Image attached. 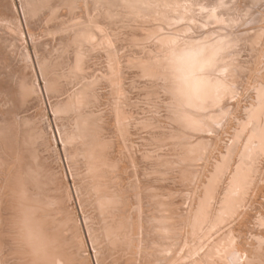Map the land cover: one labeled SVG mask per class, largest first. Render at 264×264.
Returning a JSON list of instances; mask_svg holds the SVG:
<instances>
[{
    "label": "rangeland",
    "instance_id": "rangeland-1",
    "mask_svg": "<svg viewBox=\"0 0 264 264\" xmlns=\"http://www.w3.org/2000/svg\"><path fill=\"white\" fill-rule=\"evenodd\" d=\"M42 2L0 0V93L3 94H0V107L4 113V107L14 103L10 91L15 83L19 85L18 78L23 77L24 82L29 79L26 84L29 83L30 94L35 98L33 101V97L28 99V96L25 104L22 101L24 106L28 101L31 103L25 108L20 105L21 101H15L23 108L21 111L11 103L18 110L15 114V108H11L16 120L10 115L11 111L8 112L9 107L5 116L13 123L8 119L7 122L2 112L0 114L4 123H9V127L8 124L5 127L11 128L9 132L4 129V123L3 126L0 124L5 135L6 131L7 136L11 134L5 136L11 151L4 147V141L1 144L3 139L0 140V178H3L0 179V264H27L25 259L29 264L28 258L32 260L34 256L36 259L32 264L37 260V241L28 236L26 229L19 231L18 220L13 225L17 207L13 194L16 184L15 173L9 172L14 170L18 143L25 141L18 142L24 129L18 131L17 124L23 117L25 119L21 121L27 123L25 129L30 130L27 126H31L28 124L31 119H34L32 124L40 122L42 128L39 129L44 137L40 136L39 140L46 143L43 142L44 149L41 142L38 143L41 147L32 142L35 145L34 148L30 146L34 149L35 157L31 155L32 158L47 155L45 152L49 151L47 161H42L44 166L40 176H45L39 181L41 191L37 193L59 196L63 208H58L61 211L55 217L53 210L44 213L48 214L47 221L49 215L56 221L59 219L58 222L50 219L55 224L49 227L55 232L52 240L60 242L62 239L64 243L63 250L59 246L63 255L50 257L48 264L54 261V264L56 261V264H259L262 261L263 264L264 0ZM185 75L195 80L192 78L191 82ZM258 85H263L260 93L257 92ZM18 91L14 89L15 94H19ZM190 101L195 105L198 103L197 106ZM52 108L59 111L54 113ZM70 109L79 112L71 110L72 113ZM248 111L252 112L251 117H248ZM91 117H95L92 122ZM99 119L104 121L101 123ZM75 122L79 126H75ZM93 122L99 124L101 131L104 129L99 133V139L109 144L107 149H98L90 136L83 138L86 128ZM73 125L79 127L78 130ZM70 128L79 140L69 139L74 134ZM3 133L0 135L4 138ZM81 139L87 140L86 143L81 144ZM87 143L89 151L85 148ZM103 149L109 150L108 156L105 151V156L102 155ZM107 163L112 171L104 168ZM114 164L116 167L113 168ZM5 171L12 178L9 177L10 181L6 179ZM142 182L143 187L139 190ZM10 190H14L13 193ZM112 194L118 204L107 209L104 199ZM137 195L141 196L140 200ZM10 196H13L12 200ZM58 215L62 222L60 218L56 219ZM141 215L145 217L141 218ZM63 219L70 223L71 227L65 226L70 227V231L61 228V223L65 225ZM110 221L115 223L112 232L106 229V223L112 224ZM21 236L23 238H19ZM25 238L29 241H24ZM26 247L29 249L22 251ZM21 251L28 254L25 256ZM61 257L62 262L58 261ZM44 258L37 260L38 263L47 264L42 261Z\"/></svg>",
    "mask_w": 264,
    "mask_h": 264
},
{
    "label": "bare ground",
    "instance_id": "bare-ground-1",
    "mask_svg": "<svg viewBox=\"0 0 264 264\" xmlns=\"http://www.w3.org/2000/svg\"><path fill=\"white\" fill-rule=\"evenodd\" d=\"M44 1H46V3L48 2V0H43V2L42 3H45ZM49 1H51V0H49ZM52 3V2H51ZM49 4V3H48ZM47 4V6H50V5H48ZM43 6V5H42ZM41 6V7H42ZM45 6H46V4H45ZM44 7V6H43ZM35 8V7H34ZM34 8H33V10H34ZM37 8V7H36ZM35 12H37L36 10H34ZM33 11V12H34ZM36 14V13H35ZM1 49V48H0ZM3 52V51H2ZM6 52V51H5ZM249 56V55H248ZM264 57V56H263ZM10 58V57H9ZM252 61V60H251ZM41 64H43V63H41ZM255 67V66H254ZM3 71V70H2ZM14 72V71H13ZM19 73V72H18ZM15 74V73H14ZM190 74H192V73H190ZM190 74H188V75H190ZM207 76H208V74L207 73H205ZM16 75V74H15ZM19 76V75H18ZM21 76V75H20ZM205 76V75H204ZM17 77V76H16ZM22 77V76H21ZM185 77H186V79L189 77V78H191V82H192V80L194 79V77H191V76H186L185 75ZM206 77V76H205ZM209 77V76H208ZM213 77V76H212ZM15 78V77H14ZM193 78V79H192ZM3 79V78H2ZM22 80V81H19V80ZM17 80H18V82L17 83H19V85H17L16 83H15V86L13 87L15 90L16 89H18L19 91V94H15L14 93V89H13V91L11 90L10 91V94L12 95V97H11V95L10 96H8L9 98H8V100L10 101L11 99H10V97L11 98H13L11 101H14V103H15V101H17V102H19L20 103V101H21V103H20V105L24 102V104H25V102L27 101V100H25V99H27V97H28V99L30 98L31 99V97H33L30 93V87L29 86H27V85H29V83L28 84H26L28 81H29V79L28 78H25V80H27L28 79V81L27 82H24L23 80H24V78L22 77V79H20V78H18ZM12 80V79H11ZM195 80V79H194ZM189 81V79H188V81L187 82H190ZM13 82H15V81H13ZM12 86V85H11ZM17 86H18V88H17ZM263 86V85H262ZM262 86H260V85H258L257 86V92L259 91V93L261 92V90L263 89L262 88ZM6 89V88H5ZM8 89H9V87H8ZM26 92V93H25ZM14 93V94H13ZM0 94H2V93H0ZM6 94V93H5ZM31 96H30V95ZM263 94V93H262ZM3 95V94H2ZM9 95V94H8ZM14 95V96H13ZM16 95V96H15ZM27 95V96H26ZM35 95V94H34ZM1 96V95H0ZM20 96V97H19ZM6 97V96H5ZM16 97H17V99H16ZM3 98H4V96H3ZM7 98V97H6ZM19 98H22V100H20ZM34 97H33V101H34ZM262 99V98H261ZM7 101V100H6ZM8 101V102H9ZM23 101V102H22ZM32 101V102H33ZM263 101V100H262ZM29 102V101H28ZM27 102V103H28ZM191 102V101H190ZM189 102V103H190ZM254 102V101H253ZM252 102V103H253ZM7 103V102H6ZM11 103L12 102H10V104L8 103L7 105V107H4V110H5V108H6V110L7 109H9V113H10V111H11V113H12V109L13 108H15V111H13V113L14 112H16L15 114H17V112H18V110H16V107H14V106H16L17 105V109H20V108H22V107H20L19 108V103H12L14 106H12L11 105ZM27 103H26V105H27ZM39 103V102H38ZM258 103V102H257ZM24 104H22L23 105V107L25 108L26 107V105L24 106ZM28 104H31V103H28ZM162 104V103H161ZM191 104H194V103H192L191 102ZM190 104V105H191ZM197 104L198 103H196V105L195 106H197ZM262 104V103H261ZM11 105V106H10ZM32 105H33V103H32ZM35 105V104H34ZM63 104H61V106H62ZM28 106V105H27ZM38 106V105H37ZM57 106V105H56ZM55 106V107H56ZM192 106V105H191ZM258 106V105H257ZM9 107V108H8ZM64 107H67L68 108V106H65L64 105ZM63 107V109H66V108H64ZM1 108V107H0ZM12 108V109H11ZM33 108V107H32ZM36 107L34 106V109H35ZM58 108V107H57ZM60 108V107H59ZM257 108V107H256ZM23 109V108H22ZM22 109H20V111L22 110ZM29 109H30V107H29ZM254 109V108H253ZM259 109V108H258ZM264 109V108H263ZM263 109H259V110H263ZM1 111H0V114H1V112H2V114H4L3 115V117H5L4 119L5 120H7L8 119V117H6L5 116V113L6 114H8V112L6 111H4V113H3V111H2V108L0 109ZM28 110V109H27ZM40 110V109H39ZM39 110H38V112H39ZM67 110H69V109H67ZM71 110H73V109H70V111ZM164 110V109H163ZM29 111V110H28ZM52 111L55 113V111H59V110H57L56 108H52ZM65 111V110H64ZM34 112H36L35 110H34ZM66 112H68V114H69V111H66ZM72 112V111H71ZM70 112V113H71ZM73 112H75L74 110H73ZM72 112V113H73ZM79 111H77V112H75V113H78ZM162 112V111H161ZM261 112V111H260ZM10 114L11 116L13 115V118H15L16 117V115H14V114ZM24 113H27L26 111L24 112ZM60 114H62L63 113V110H62V113H61V111L59 112ZM81 113H83L82 111H81ZM163 113V112H162ZM252 112L250 111H248V117H251L252 116V114H251ZM1 114V115H2ZM40 114V113H39ZM84 114V113H83ZM87 114V113H86ZM92 114V113H91ZM95 114V113H94ZM93 114V115H94ZM160 115H161V113H159ZM254 114V113H253ZM258 114H260V113H258ZM0 115V116H1ZM21 115V114H20ZM23 116H24V114H22ZM28 115V114H27ZM36 115V114H35ZM64 115V114H63ZM70 115V114H69ZM79 115H80V118H81V114L79 113ZM79 115H77V117L79 116ZM165 115V114H164ZM189 115V114H188ZM257 115V114H256ZM9 116V115H8ZM72 116V115H71ZM75 116V115H74ZM73 116V117H74ZM84 116V115H83ZM159 115L157 114V117H158ZM166 116V115H165ZM3 117L1 116L0 117V119L2 118L3 119ZM18 117H19V115H18ZM27 117V116H26ZM35 117V116H34ZM62 117V116H61ZM72 117V118H73ZM93 117V116H92ZM90 118V120L92 119V120H95V117H94V119L93 118ZM161 117V116H160ZM167 117H169V116H167ZM258 117H260V116H258ZM24 119H25V117H23ZM23 118L21 119L22 121H24L23 120ZM29 118V117H28ZM36 118V117H35ZM39 118V117H38ZM41 118V117H40ZM146 118V117H145ZM148 118V117H147ZM163 118V117H162ZM1 119V120H2ZM10 119V118H9ZM8 119V120H9ZM29 119H31V118H29ZM75 119H76V116H75ZM78 119V118H77ZM242 119V118H241ZM4 120V121H5ZM8 120H7V122H8ZM14 120H16V118L14 119ZM13 120V121H14ZM17 121L18 122V124H17V130L18 131H21V129H24L25 131L26 130H28V131H32V134H30V132L29 133H25V131L24 130H22L21 131V135L19 136L20 138L22 137V135H23V137H24V139H23V137L21 138V139H17L18 140V142L19 141H24V142H22L21 144L20 143H18V145H20V146H18V148H19V150H16L17 152L14 154L15 155V158H14V161H15V163H14V170H13V168H12V170H13V172H9V174L11 173V174H13V173H15V175H14V179H15V184H16V189H15V191L14 190H12V192H11V190L9 191V192H11V193H13V191H14V198H15V203L17 202V204H16V210H14V218L16 219L15 220V222L13 223V225L17 222V220L19 221V222H17V223H20L19 225H20V229H19V231L20 232H23V230H24V232L26 231L27 233H28V236L30 235L31 236V239H33V241H34V239H35V241H37L36 243H37V247H35V248H37V260H39V261H41V259H43L45 256H47V257H45L44 258V260H42L43 262H47V264L49 263L48 262V260H49V258L50 257H53V258H56L57 256L59 257V256H61V255H63V244H62V242L61 241H63L62 239H61V244H60V242H58V244H57V242H54V240H52V238H53V234L55 233L54 231H53V229L51 228V227H49L50 226V224H51V226L53 225V224H55V223H53L52 224V222H51V220L50 219H52L53 220V222L54 221H56V220H54V218L53 217H51L50 215H49V220H50V223H48V221H47V219H46V217L48 216V214L47 215H44V213L46 214L47 213V211L48 210H53L54 212H56V213H54V217H55V214H58L59 213V211H61L60 209H62L63 210V208H61V206H60V200H59V196H58V198H56V197H49L48 195H45V194H43L42 196L41 195H39V193H37L38 191H41V190H39V188H41V186H40V180H41V178L42 177H44L45 175H43V176H40V175H42L41 174V169H42V171H43V166H44V162H42V161H44V159L47 161V155H48V152L49 151H46L45 153H47V155L46 154H43V156L44 157H46V158H44L41 154V150L42 149H40L39 151H41L40 153L41 154H38V155H41L42 157H39V156H37V157H39V158H37L36 157V159H33L32 158V156H33V154H34V152H32V151H34V149H30V146H32L33 148H34V146L32 145V142H37V144L39 143L40 144V142H41V144L43 145H41L42 147H44V149H45V145L44 144H46L43 140L42 141H40L39 139H41V137L40 136H42L41 135V131L40 130H42V129H39L41 126L39 125L40 124V122H39V124H37V123H33L32 124V120H33V122H34V119H31L30 121H29V123L28 124H30L31 126H27V127H30V130L29 129H25V124L27 125V123H25L24 124V122H22V121ZM43 120V119H42ZM74 120V119H73ZM92 120H91V122H92ZM97 120V119H96ZM100 120V119H99ZM165 120H167V119H165ZM3 121V120H2ZM4 121L1 123L0 122V124L3 126V123H4ZM10 121V120H9ZM37 122H38V120H36ZM35 121V122H36ZM101 121V120H100ZM104 121V120H103ZM103 121H101V123L103 122ZM6 122V121H5ZM11 122V121H10ZM15 122V121H14ZM16 122V123H17ZM78 123H80V121H79V119H78V121H77ZM108 122V121H107ZM112 122V121H111ZM141 122V121H140ZM140 122H138V123H140ZM147 122V121H146ZM11 123H13V122H11ZM43 123V122H42ZM74 123V122H73ZM247 123V122H246ZM7 124H8V127H9V123H4V129L6 130V129H8L7 131H9V129H11V128H7V127H5V125L7 126ZM37 125L36 127H35V129H34V126L35 125ZM75 124H76V122H75ZM81 124V123H80ZM83 124V123H82ZM110 125V128L112 127V124L111 123H109ZM262 124V123H261ZM32 125H34V126H32ZM43 125V124H42ZM45 125V124H44ZM43 125V126H44ZM78 124H76L75 126H77ZM108 125V124H107ZM1 126V127H2ZM12 126V125H11ZM14 126H16V124L14 125ZM13 126V127H14ZM39 126V127H38ZM74 126V125H73ZM75 126H74V128H75ZM79 126V125H78ZM87 126H88V124H87ZM101 126V125H100ZM109 126H107V127H105L106 129H108L109 128ZM118 126V125H117ZM121 126V125H120ZM263 126V125H262ZM0 127V128H1ZM22 127H24V128H22ZM32 127V128H31ZM70 127H72V125L70 126ZM102 127H103V125H102ZM3 128V127H2ZM42 128V127H41ZM78 128L79 127H77V128H75V130L77 129L78 130ZM113 128V127H112ZM118 128V127H117ZM168 128V127H167ZM2 130L3 132L5 131V130ZM20 129V130H19ZM63 129V130H62ZM61 130L62 131H64V128H62ZM103 129V128H102ZM15 130V129H14ZM17 130H15V132H17ZM70 130H71V128H70ZM69 130V131H70ZM72 130H73V127H72ZM71 130V131H72ZM82 130V129H81ZM104 130V129H103ZM102 130V131H103ZM1 131V130H0ZM0 132V134L1 133H3V132ZM6 131V135H5V133H3L4 134V138H3V136L2 135H0V136H2V137H0L1 139L0 140H2V142H1V144H3V141H4V143L6 142V140L7 139H5L6 137L5 136H7V132ZM13 131V130H12ZM11 131V132H12ZM59 131V130H58ZM70 131V132H71ZM80 131V130H79ZM78 131V132H79ZM101 127H99V124H97V122H93V123H91V124H89V127H87L86 128V130H85V135H83V138H85V139H87V136H90L91 137V140L92 139H94V142H93V144L95 143V145L96 146H99V148L98 149H100L101 150V147L102 148H106L107 149V147H109V144H107V143H105V142H102L103 140H102V138H101V140L99 139L100 137H99V133L101 134ZM106 131V130H105ZM108 131V130H107ZM167 131V130H166ZM10 132V131H9ZM66 132V131H65ZM73 133H74V131H72ZM77 132V131H76ZM77 132V133H78ZM110 132V131H109ZM112 132H113V129H112ZM112 132H110V134L112 133ZM117 132V131H116ZM173 132V131H172ZM114 133V132H113ZM10 134V133H9ZM13 134L15 135V133L13 132ZM43 134V133H42ZM64 134V133H63ZM67 134V133H66ZM68 134H69V132H68ZM71 134V133H70ZM76 133H74L73 134V136L72 137H70V135H69V139H73V138H75V139H80V138H76V137H78V136H74ZM79 134H80V132H79ZM108 134V133H107ZM125 134V133H124ZM132 134V133H131ZM18 132H17V134H16V137L17 138H19L18 137ZM81 135V134H80ZM79 135V136H80ZM105 135V134H104ZM109 135V134H108ZM113 135V134H112ZM10 136H11V134H10ZM10 136H7V137H10ZM84 136H86V137H84ZM111 136V135H110ZM109 136V137H110ZM134 136V135H133ZM185 136V135H184ZM196 136V135H195ZM42 137H44V136H42ZM61 137V136H60ZM66 137V136H65ZM112 137V136H111ZM116 137H118V135L116 136ZM12 138V137H11ZM14 139H15V137H13ZM46 138V137H45ZM68 138V137H67ZM67 138H65L66 140H67ZM82 138V137H81ZM89 138V137H88ZM105 139L107 138L106 136L104 137ZM119 138V137H118ZM9 139V138H8ZM44 139V138H43ZM47 139V138H46ZM45 139V140H46ZM64 138H63V140H65ZM83 140V139H81L80 141H83V143L81 142V144H84V143H86L85 141H87V140ZM111 138H109V139H107V140H110ZM113 139V138H112ZM114 139H117V138H114ZM113 139V140H114ZM120 140H122L121 138H119ZM174 139V138H173ZM65 140V141H66ZM90 139H89V141L88 142H90L91 141ZM143 140V139H142ZM48 141V140H47ZM46 141V142H47ZM72 141V140H71ZM70 141V142H71ZM9 142V141H8ZM11 142V141H10ZM9 142V144H11ZM43 142H44V144H43ZM68 142V141H67ZM69 142V143H70ZM73 142V141H72ZM71 142V143H72ZM116 142V141H115ZM118 142V141H117ZM142 142V141H141ZM7 143V142H6ZM6 143H5V148H6V146H7V148L6 149H8L9 148V146L8 145H6ZM14 143V142H13ZM48 143V142H47ZM70 143V144H71ZM120 143V142H119ZM123 143V142H122ZM127 143V142H126ZM153 143V142H152ZM151 143V144H152ZM16 144V143H15ZM35 144V143H34ZM36 144V145H37ZM38 144V146H40ZM93 144H91L90 143V145H93ZM14 145V144H13ZM88 143H87V146L85 147V146H83V147H85L86 148V150H88L87 149V147H88ZM94 145V146H95ZM160 145V144H159ZM3 146V145H2ZM40 146V147H41ZM82 146V145H81ZM111 146H113L112 144H111ZM117 146V145H116ZM128 146V145H127ZM151 146V145H150ZM12 147V146H11ZM39 147V148H40ZM83 147H78V148H82L83 149ZM152 147V146H151ZM13 148H17V147H14L13 146ZM12 148V149H13ZM17 148V149H18ZM37 148V147H36ZM38 148V149H39ZM130 148V147H129ZM140 148V147H139ZM10 149V148H9ZM43 149V150H44ZM90 149V148H89ZM97 149V150H98ZM110 149H111V147H110ZM78 150V149H77ZM81 150V149H80ZM85 150V151H86ZM96 150V151H97ZM112 150V149H111ZM156 150V149H155ZM154 150V151H155ZM9 151H11V149L9 150ZM50 151H51V149H50ZM89 151V150H88ZM102 151V150H101ZM101 151H98V152H96V153H98V154H100V152ZM105 150L103 149V152H104ZM107 151H109V150H106L105 152L107 153V156H108V152ZM193 151V150H192ZM36 152V151H35ZM44 152V151H43ZM78 152H79V150H78ZM77 152V153H78ZM81 153H83V151H80ZM102 152V155L103 156H105L104 154H105V152L103 153ZM148 152H150V150L148 151ZM5 153H6V151H5ZM81 153H78V155L79 154H81ZM86 153H87V151H86ZM92 152H90V154H91ZM10 154V152L8 153V155ZM69 154V153H68ZM67 154V155H68ZM71 154V153H70ZM83 154H85V153H83ZM88 154V153H87ZM2 156L4 155V154H1ZM5 155H7V154H5ZM12 155V154H11ZM32 155V156H31ZM37 155V154H36ZM91 155H93V153L91 154ZM95 155V154H94ZM93 155V156H94ZM97 155V154H96ZM1 156V157H2ZM86 156V155H85ZM87 156H90L89 154L87 155ZM86 156V157H87ZM93 156H92V158H93ZM224 155H222V157H223ZM241 156V155H240ZM8 157H10V156H8ZM7 157V158H8ZM13 157V156H12ZM33 157H35V156H33ZM50 157H51V155H50ZM84 157V156H83ZM97 157V156H96ZM110 157V156H109ZM218 157V156H217ZM4 158V157H3ZM2 158V159H3ZM11 158V157H10ZM43 158V160H41V159ZM85 158V157H84ZM89 158V157H88ZM91 158V157H90ZM89 158V159H90ZM95 158V157H94ZM224 158H225V156H224ZM224 158H222V159H224ZM1 159V158H0ZM50 159V158H49ZM48 159V160H49ZM109 159V158H108ZM113 159V158H112ZM158 159V158H157ZM219 159V158H218ZM221 159V158H220ZM12 160V159H11ZM52 159H50V161H51ZM92 160H94V159H92ZM1 161V160H0ZM4 161V160H3ZM45 161V162H46ZM91 161V160H90ZM95 161V160H94ZM93 161V162H94ZM97 161H99L98 159H96V162ZM114 161V160H113ZM6 162V161H5ZM54 162V161H53ZM100 162V161H99ZM103 161H101V163H102ZM107 162V161H106ZM3 163V162H2ZM7 163V162H6ZM55 163V162H54ZM95 163V162H94ZM104 163V162H103ZM193 163V162H192ZM215 163H216V161H215ZM4 164V163H3ZM2 164V165H3ZM7 164H10L9 162L7 163ZM7 164H5V165H7ZM11 164H12V162H11ZM17 164V165H16ZM49 164V163H48ZM52 164V163H51ZM50 164V165H51ZM105 164V163H104ZM103 164V165H104ZM110 164H113L112 163V161H111V163ZM46 165H47V163H46ZM45 165V166H46ZM102 165V166H103ZM108 163H107V167H104V168H106L107 170L109 169L110 171H112L111 170V166L108 168ZM78 166V165H77ZM81 166H82V164H81ZM105 166V165H104ZM114 166H115V164L112 166L113 168H114ZM3 167V166H2ZM2 167H1V169H2ZM5 167V166H4ZM8 169H10L8 166H6ZM55 167H56V165H55ZM83 167H85V166H83ZM116 167V166H115ZM101 168V167H100ZM104 168H103V170H104ZM151 168V167H150ZM153 168H155V167H153ZM159 168V167H158ZM4 169V168H3ZM2 169V170H3ZM46 170H47V168H45ZM48 169H50V168H48ZM52 169H54V168H52ZM81 169V168H80ZM6 170V169H5ZM56 170V169H55ZM86 170V169H85ZM107 170H105V172H107ZM15 171V172H14ZM58 171V170H57ZM89 171V170H88ZM1 172V171H0ZM4 172V171H3ZM2 172V173H3ZM6 172H8V171H5V173ZM49 172V171H48ZM81 172V171H80ZM54 173H56V172H54ZM77 173V172H76ZM1 174V173H0ZM46 174H48L47 173V171H46ZM106 174V173H105ZM109 174V173H108ZM152 174V173H151ZM214 174V173H213ZM6 175H7V173H6ZM5 175V176H6ZM3 176V175H2ZM8 176V175H7ZM81 176V175H80ZM86 176H88V175H86ZM145 176V175H144ZM154 176V175H153ZM211 176H212V174H211ZM251 176V175H250ZM9 177L10 176H8V178H6L7 180L9 179ZM57 177V176H56ZM143 177V176H142ZM213 177V176H212ZM53 178V177H52ZM57 178H60V177H57ZM109 178V177H108ZM0 179H2L3 180V178H0ZM4 179H5V177H4ZM10 179H12L11 177H10ZM10 179L8 180V181H10ZM145 179V178H144ZM7 180H6V183H7ZM42 180H43V178H42ZM53 180V179H52ZM59 180V179H58ZM235 180V179H234ZM243 180V179H242ZM5 181V180H4ZM47 181H50V180H47ZM245 181V180H244ZM14 182H12V183H14ZM42 182V181H41ZM44 182V181H43ZM59 182H61V181H59ZM158 182V181H157ZM162 182V181H161ZM1 183V182H0ZM5 183V182H4ZM5 183V184H6ZM56 183V182H55ZM58 183V182H57ZM83 183V182H82ZM124 182H122V184H123ZM154 183H155V181H154ZM4 184V185H5ZM7 184H10V183H7ZM86 184V183H85ZM108 184V183H107ZM143 184H144V182H142V186H140V187H138V189L140 188V189H142L141 187H143ZM160 184V183H159ZM163 184V183H162ZM3 185V184H2ZM13 185V184H12ZM56 185V184H55ZM99 185V184H98ZM212 185V184H211ZM7 186V185H6ZM8 186H10V185H8ZM15 186V185H14ZM127 186V185H126ZM132 186H133V184H132ZM139 186V185H138ZM12 187V186H11ZM56 187V186H55ZM59 187H61V185L59 186ZM109 187V186H108ZM121 187V186H120ZM125 187V186H124ZM128 187H129V185H128ZM1 188V187H0ZM10 188V187H9ZM62 188V187H61ZM91 188V187H90ZM125 188H127V187H125ZM5 189V188H4ZM131 189H134V188H131ZM139 189V190H140ZM146 190V192H148V188H145ZM150 189V188H149ZM154 189V188H153ZM212 189V188H211ZM92 190V189H91ZM94 190H96V189H94ZM128 190H130V189H128ZM144 190V189H143ZM5 191V190H4ZM7 191V190H6ZM84 191H85V189H84ZM121 191V190H120ZM125 191H127V190H125ZM136 191V190H135ZM134 191V192H135ZM156 191V190H155ZM142 192V191H141ZM5 193V192H4ZM8 193V192H7ZM113 193H114V191H113ZM140 193V192H139ZM139 193H137V194H139ZM144 193V192H143ZM50 195H51V193H49ZM118 194H120V193H118ZM141 194V193H140ZM146 194H148V193H146ZM205 193H203V197L205 196L204 195ZM10 195V194H9ZM60 195V194H59ZM87 195V194H86ZM116 195V194H115ZM129 195V194H128ZM136 195V194H135ZM142 195V194H141ZM55 196V195H54ZM118 196V195H117ZM117 196H115V197H117ZM121 196V195H120ZM131 196V195H130ZM138 196V195H137ZM229 196V195H228ZM8 197V196H7ZM89 197V196H88ZM96 197V196H95ZM114 197V194H112V196H110V198H107V200H105L104 199V201H105V203H104V205H106L107 206V209H110V207H112L114 204L116 205V203L118 202V199H115V198H113ZM124 197V196H123ZM131 197H133V191H132V196ZM139 197V196H138ZM141 197V196H140ZM140 197L138 198L139 200H140ZM142 197H144V196H142ZM147 197V196H146ZM157 197V196H156ZM10 198H11V200H12V198H13V196H10ZM93 198V197H92ZM98 198V197H97ZM118 198V197H117ZM120 198V197H119ZM124 198H129V196L128 197H124ZM134 198H135V196H134ZM137 198V197H136ZM228 198V197H227ZM6 199H8L9 200V198H6ZM102 199H103V197H102ZM133 198H131V200H132ZM229 199V198H228ZM117 200V201H116ZM135 200V199H134ZM139 200H138V202H139ZM142 200V199H141ZM225 200H227V199H225ZM230 200V199H229ZM86 201V200H85ZM84 201V202H85ZM97 201V200H96ZM103 201V200H102ZM125 201V200H124ZM9 202V201H8ZM122 202V201H121ZM137 202V203H138ZM142 202H143V200H142ZM226 202V201H225ZM224 202V203H225ZM6 203V202H5ZM15 203H13L14 205H15ZM123 203V202H122ZM227 203V202H226ZM88 204V203H87ZM96 204V203H95ZM118 204V203H117ZM129 204V203H128ZM141 204H143V203H141ZM229 204V203H228ZM10 205V204H9ZM9 205H7V206H9ZM114 205V206H115ZM119 205H120V203H119ZM223 205V204H222ZM62 206H65V204L63 205L62 204ZM101 206H102V204H101ZM123 206V205H122ZM141 206H143V205H141ZM6 207V206H5ZM12 207H14V206H12ZM11 207V208H12ZM105 207V206H104ZM58 208H60V209H58ZM114 208V207H113ZM112 208V209H113ZM127 208V207H126ZM223 208V207H222ZM6 209V208H5ZM66 209V208H65ZM103 209V208H102ZM106 209V210H107ZM144 209V208H143ZM227 209V208H226ZM10 210V209H9ZM8 210V211H9ZM68 210V209H67ZM87 210V209H86ZM92 210V209H91ZM126 210V209H125ZM140 210V209H139ZM46 211V212H45ZM65 211V210H64ZM63 211V213L61 212V214L63 215L65 212ZM129 211H131V210H129ZM128 211V212H129ZM134 211V210H133ZM135 211H137V210H135ZM10 212V211H9ZM92 212H94V211H92ZM109 212V211H108ZM132 212V211H131ZM12 213V212H11ZM49 213H51V211L49 212ZM98 213H100V212H98ZM136 213V212H135ZM139 213H140V211H139ZM51 214H53V213H51ZM66 214V213H65ZM87 214V213H86ZM104 214H105V212H104ZM110 214V213H109ZM108 214V215H109ZM131 214V213H130ZM60 215V214H59ZM58 215V216H59ZM61 215V216H62ZM90 215V214H89ZM129 215V214H128ZM132 215V214H131ZM8 216V215H7ZM11 216V215H10ZM64 216V215H63ZM62 216V218H64ZM67 215H65V217H66ZM4 217H6V216H4ZM99 217V216H98ZM125 217V216H124ZM132 219H133V216H130ZM135 217H136V215H135ZM138 217H140L139 215H138ZM143 217H145L144 215H143ZM142 217V215H141V218H143ZM13 217H10V219H14ZM58 218H60V220H61V222H62V219H61V217L59 216V217H57L56 216V219H58ZM112 218V217H111ZM130 218V219H131ZM3 219V218H2ZM7 219H9V218H7ZM96 219V218H95ZM110 219V218H109ZM115 219H116V217H115ZM135 219V218H134ZM59 220V219H58ZM58 220L56 221V222H58ZM66 220V219H65ZM65 220L63 219V222H65ZM112 220H113V218H112ZM136 220V219H135ZM134 220V221H135ZM141 220H143V219H141ZM1 221V220H0ZM5 221H6V219H5ZM114 221V220H113ZM113 221L111 222L112 224H108V223H106V229H108V230H111L110 232H112V231H114V226H115V223L113 224ZM133 221V220H132ZM137 221V220H136ZM26 222H28V223H26ZM109 222V223H110ZM137 222H139L140 223V220L138 219V221ZM144 222V221H143ZM11 223V225H12V222H10ZM128 223V222H127ZM127 223H126V226H127ZM136 223V222H135ZM8 224V223H7ZM57 224V223H56ZM59 224H60V222H59ZM59 224H57V225H59ZM65 225L63 226V224L61 223V228L63 229V228H66L65 226H66V224H68L67 222H65L64 223ZM70 224V223H69ZM68 224V225H69ZM125 224V223H124ZM141 224V223H140ZM140 224H138V225H140ZM16 225V224H15ZM14 225V226H15ZM18 225V224H17ZM94 225V224H93ZM123 225V224H122ZM132 225H133V222H132ZM70 226V225H69ZM104 226V225H103ZM55 227V229H56V226H53V228ZM71 227V226H70ZM70 227H68V228H66V230L68 231L69 230V228ZM75 227V226H74ZM117 227H120V226H117ZM134 227H136V226H134ZM17 228V227H16ZM58 228V227H57ZM140 228H141V226H140ZM26 229V230H25ZM96 229V228H95ZM117 229V228H116ZM9 230V229H8ZM15 230V229H14ZM17 230V232H18V229H16ZM15 230V231H16ZM57 231H59L58 229H56ZM66 230H64V232H66ZM74 230V229H73ZM97 230V229H96ZM99 230H101V229H99ZM120 230V229H119ZM122 230V229H121ZM70 231V230H69ZM76 231H77V229H76ZM75 231V232H76ZM140 231V230H139ZM20 232H19V234H20ZM100 232V231H99ZM108 232V231H107ZM119 232H121V231H119ZM131 232V231H130ZM27 233H25L24 235H25V237H26V234ZM59 233H61V230L59 231ZM62 233H63V231H62ZM67 233V232H66ZM70 233H73V232H69V234ZM96 233V232H95ZM109 233V232H108ZM116 233V232H115ZM115 233H113V235L115 234ZM17 233H13V236L14 235H16ZM18 234V235H19ZM68 234V235H69ZM76 234V233H75ZM74 234V235H75ZM94 234V233H93ZM97 234V233H96ZM124 234V233H123ZM123 234H122V236H123ZM21 235H23L22 233H21ZM52 235V236H51ZM55 235H57V234H55ZM73 235V236H74ZM92 235V234H91ZM116 235V234H115ZM135 235V234H134ZM133 235V236H134ZM136 235H139V234H137L136 233ZM8 236H10V234L8 235ZM17 236V235H16ZM71 236V235H70ZM128 236V235H127ZM55 237V236H54ZM94 237V236H93ZM92 237V238H93ZM114 238H116L117 237V239H118V236H113ZM125 237V236H124ZM9 238H12V237H9ZM14 238V237H13ZM19 238H23V236H21V237H19ZM19 238H18V240H19ZM29 238V237H28ZM57 238H58V236H57ZM63 238H64V236H63ZM96 238V237H95ZM108 238V237H107ZM4 239V238H3ZM15 239H17V238H15ZM26 239V238H25ZM30 239V240H31ZM55 239H56V237H55ZM100 239H101V237H100ZM99 239V240H100ZM2 240V239H1ZM5 240V239H4ZM9 240V239H8ZM17 240V241H18ZM57 240H59V239H57ZM103 240V239H102ZM121 240V239H120ZM6 241V240H5ZM13 241H14V239H13ZM20 242H22L21 240H19ZM24 241H29V240H24ZM33 241L30 243V245L33 243ZM34 241V242H35ZM65 241V240H64ZM132 241V240H131ZM1 242V241H0ZM12 242V241H11ZM10 242V243H11ZM16 242V241H15ZM20 242H18V243H20ZM113 242V241H112ZM118 242H119V240H118ZM142 242V241H141ZM8 243V242H7ZM17 243V244H18ZM22 243H24V242H22ZM26 243V242H25ZM28 243V242H27ZM133 243V242H132ZM16 244V243H15ZM66 244V243H65ZM99 244V243H98ZM117 244V243H116ZM12 245H14V244H12ZM21 244H19V246H20ZM23 245V244H22ZM21 245V246H22ZM30 245L29 244H26L25 246H29V248H30V250H31V247H30ZM35 245V244H34ZM34 245H32V246H34ZM9 246V245H8ZM16 246V245H15ZM20 246V247H21ZM59 246H61L60 248L62 249H60L59 248ZM105 246H106V244H105ZM112 246V245H111ZM110 246V247H111ZM17 248V250H19V249H21V248ZM22 247H24V246H22ZM77 247V246H76ZM75 247V248H76ZM114 247V246H113ZM5 248H8L7 246L5 247ZM28 247H26L25 248V250H22V251H25L26 252V249H29ZM79 248V247H78ZM232 248V247H231ZM260 248V247H259ZM263 248V247H262ZM10 249V248H9ZM8 249V250H9ZM12 249V248H11ZM24 249V248H23ZM34 249V248H33ZM60 249V250H59ZM65 249H67V248H65ZM77 249V248H76ZM105 249V248H104ZM30 250H28V252L30 251ZM36 250V249H35ZM70 251H71V249H69ZM68 250V251H69ZM75 250V249H74ZM102 250V249H101ZM263 251V253H264V249H262ZM3 251H5V250H3ZM2 251V252H3ZM21 251V252H22ZM72 251H73V249H72ZM77 251V250H76ZM76 251H74V252H76ZM228 251V250H227ZM30 252H33V251H30ZM35 252V251H34ZM53 252H55L56 253V255L55 256H51V254H55V253H53ZM73 252V253H74ZM101 252V251H100ZM20 253V252H19ZM18 253V254H19ZM23 253V252H22ZM22 253H21V255H22ZM65 253H66V251H65ZM72 253V252H71ZM70 253V254H71ZM102 253V252H101ZM119 253V252H118ZM12 254V253H11ZM23 254H25V253H23ZM28 253H26L25 254V256L27 255ZM29 254H32V253H29ZM123 254V253H122ZM138 254V253H137ZM155 254V253H154ZM229 254H231V253H229ZM234 254V253H233ZM259 254V253H258ZM10 255V254H9ZM36 255V254H35ZM76 255V254H75ZM116 255V254H115ZM220 255V254H219ZM235 255V254H234ZM261 255V254H260ZM33 256V255H32ZM71 256V255H70ZM74 256V255H73ZM77 256V255H76ZM79 256V255H78ZM114 256V255H113ZM117 256V255H116ZM127 256V255H126ZM132 256V255H131ZM224 256V255H223ZM230 256V255H229ZM262 256V255H261ZM14 257V256H13ZM28 257H30V255L28 256ZM57 257V258H58ZM80 257V256H79ZM78 257V258H79ZM120 257V256H119ZM133 257V256H132ZM139 257V256H138ZM250 257V256H249ZM253 257H255V256H253ZM257 257V256H256ZM255 257V258H256ZM259 257V256H258ZM18 258V257H17ZM25 258H27V257H25ZM24 258V259H25ZM32 258V257H31ZM105 258H107V257H105ZM110 258H111V256H110ZM129 258V257H128ZM233 258V257H232ZM8 259V258H7ZM15 259V258H14ZM36 259V257L34 256V258H32V260L31 259H29L28 258V261H29V264L31 263L32 264V261L34 262V260ZM46 259V260H45ZM48 259V260H47ZM51 259V258H50ZM63 258L61 257V259L59 258V260L58 261H61ZM114 259V258H113ZM121 259V258H120ZM120 259H119V261H120ZM263 259V258H262ZM22 260V262H24L23 261V259H21ZM36 260V262L38 263V261ZM55 260V259H54ZM57 260V259H56ZM70 260V259H69ZM68 260V261H69ZM115 260V259H114ZM141 260V259H140ZM227 260V259H226ZM249 260H250V258H249ZM253 260H254V258H253ZM256 260V259H255ZM260 260V259H259ZM13 261V260H12ZM12 261H9V262H12ZM18 261V260H17ZM20 261V260H19ZM25 261H26V263L28 264V262H27V259H25ZM63 261V260H62ZM61 261V262H62ZM73 261V260H72ZM84 261V260H83ZM104 261H107V260H104ZM109 261V260H108ZM251 261V260H250ZM256 261H258V260H256ZM34 263V264H37V263ZM52 262H53V259H52ZM55 262V261H54ZM54 262H53V264H54ZM117 262V261H116ZM155 262V261H154ZM255 262V261H254ZM260 262V261H259ZM258 262V263H259ZM263 262V261H262ZM262 262L261 263H259V264H262ZM40 263V262H39ZM38 263V264H39ZM56 263H58L57 261H56ZM55 263V264H56ZM82 263V262H81ZM111 263V262H110ZM130 263V262H129ZM133 263V262H132ZM231 263V262H230ZM6 264H10V263H6ZM20 264V263H19ZM41 264V263H40ZM45 264V263H44ZM117 264V263H116ZM131 264V263H130ZM134 264V263H133ZM144 264V263H143ZM264 264V263H263Z\"/></svg>",
    "mask_w": 264,
    "mask_h": 264
}]
</instances>
